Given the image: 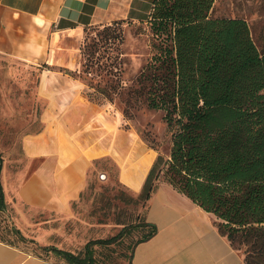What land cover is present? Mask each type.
<instances>
[{"label": "trees", "instance_id": "1", "mask_svg": "<svg viewBox=\"0 0 264 264\" xmlns=\"http://www.w3.org/2000/svg\"><path fill=\"white\" fill-rule=\"evenodd\" d=\"M216 2L154 0L146 22L151 56L132 85L122 80L125 62L87 64L73 78L88 81L90 70L99 65L100 76L114 79L104 88L88 85L94 91L86 92L92 102L112 107L119 101L126 116L140 105L164 113L171 155L169 160L158 157L140 200L149 202L163 179L215 216L217 230L246 264H264V48L258 47L245 19L213 18ZM3 165L0 156V212L6 213ZM132 229L148 234L135 244L129 264L135 247L158 233L144 222ZM124 232L95 243H117ZM14 238L28 241L15 225L0 229V242L13 247L8 240ZM43 251L67 264L94 263L93 251L85 257Z\"/></svg>", "mask_w": 264, "mask_h": 264}, {"label": "crops", "instance_id": "2", "mask_svg": "<svg viewBox=\"0 0 264 264\" xmlns=\"http://www.w3.org/2000/svg\"><path fill=\"white\" fill-rule=\"evenodd\" d=\"M153 1L0 0V57L39 65L53 32L81 35L87 27L141 21ZM50 76L38 86L43 129L22 140L26 167L13 179L16 199L38 211L68 213L88 190L96 164L106 161L119 170L121 185L140 196L158 154L126 128L119 111L92 102L80 80ZM144 223L158 233L135 247L132 264H246L217 230L215 216L170 185L154 192ZM0 264L54 263L0 242Z\"/></svg>", "mask_w": 264, "mask_h": 264}, {"label": "rangeland", "instance_id": "3", "mask_svg": "<svg viewBox=\"0 0 264 264\" xmlns=\"http://www.w3.org/2000/svg\"><path fill=\"white\" fill-rule=\"evenodd\" d=\"M213 10V18L245 19L258 47L264 48V0H217ZM142 20L145 22L118 20L87 27L81 35L53 32L48 55L39 65H22L0 57V156L4 160L1 184L7 205V212H0V229L15 225L28 241L14 238L8 243L27 255L54 264H67L63 258L43 249L53 248L81 257L93 251V264H129L135 244L147 234L132 227L144 222L149 202L140 200L139 195L121 185L119 170L110 161L96 164V170L90 174L88 190L65 214L35 210L20 203L11 190L14 177L26 167L22 140L26 135L40 133L44 126L41 114L45 103L38 94L42 77L58 74L77 78L87 64L125 62L122 80L132 85L152 51L148 18ZM98 67L90 70L88 81L79 79L87 93L94 92L88 85L104 88L108 79H114L106 77L104 72L100 76ZM112 107L122 114L129 131L142 138L158 157L169 160L172 137L163 112L140 105L126 116L119 101ZM160 184L168 185L163 179ZM123 232L124 238L117 243L108 246L95 243L118 237Z\"/></svg>", "mask_w": 264, "mask_h": 264}]
</instances>
